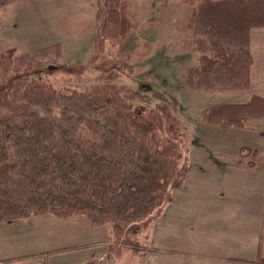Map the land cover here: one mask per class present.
Returning <instances> with one entry per match:
<instances>
[{
	"label": "trees",
	"instance_id": "1",
	"mask_svg": "<svg viewBox=\"0 0 264 264\" xmlns=\"http://www.w3.org/2000/svg\"><path fill=\"white\" fill-rule=\"evenodd\" d=\"M15 1L0 0V8ZM179 1L193 8V21L179 31L190 29V46L198 53L186 86L209 95L247 90L252 32L264 29V0ZM96 5L101 40L88 67L59 63L60 45L25 56L8 48L0 56V224L85 216L90 228L110 224V240L124 241L146 230L185 181L181 132L168 105L138 113L134 94L124 87L107 83L60 92L53 85L54 76L81 77L89 67L117 79V65L105 57L106 35L125 39L138 24L129 16L131 0ZM263 118L264 97L253 95L210 109L203 122L245 129ZM263 252L264 231L258 258ZM256 262L264 264V258Z\"/></svg>",
	"mask_w": 264,
	"mask_h": 264
},
{
	"label": "rangeland",
	"instance_id": "2",
	"mask_svg": "<svg viewBox=\"0 0 264 264\" xmlns=\"http://www.w3.org/2000/svg\"><path fill=\"white\" fill-rule=\"evenodd\" d=\"M131 5L129 16L138 24L137 30L125 39L110 32L105 40V57L117 65V79L107 80L103 73L89 67L81 77L54 76L51 78L53 85L60 92L107 83L118 89L124 87L134 94V108L138 113L168 105L178 120L182 152L189 168L183 185L172 191V199L178 205L167 204L168 213L172 214V209H192V203L197 204L195 209L199 212H206L211 204L225 209L229 207L227 203L237 209L255 205L258 213L256 232L261 236L264 231V118L251 121L245 129H234L206 124L203 115L220 105L246 102L253 95L264 97V29L252 32L254 63L250 87L245 91L209 95L192 90L185 83L187 71L198 62V53L190 46V29L187 28L186 33L179 31L180 27L193 21L192 6L179 0H131ZM100 40L96 0H17L0 8V56L8 48H15L16 56H25L60 45L59 63L88 67ZM242 148L243 153L248 154L247 158H243ZM249 162L253 163L252 167ZM52 225L56 227V224ZM48 227L25 226L13 221L0 224V235L4 241L25 243L26 252L23 253L27 254V264L55 262L58 257L54 254L59 251L66 252L61 259L64 260L105 250L99 247L100 243L90 246L94 240L80 235L85 228H90L87 224L69 227L65 235L61 229L49 232ZM111 227L107 224L101 230H111ZM203 228L197 229V236L213 232ZM185 230H180L178 236L181 237ZM129 241L136 248L126 246ZM78 244L86 245L75 251L78 248L73 246ZM67 246L71 248H64ZM93 247L99 249L93 251ZM106 247L113 252L125 251L121 260L115 256L110 258L120 264H139L152 250L146 230L136 235L130 233L124 241L109 240ZM67 254L70 257H66ZM99 257L107 262L109 255ZM261 258H264V252L260 258H253L254 264ZM247 263L251 264L250 261ZM186 264L198 263L186 261Z\"/></svg>",
	"mask_w": 264,
	"mask_h": 264
},
{
	"label": "crops",
	"instance_id": "3",
	"mask_svg": "<svg viewBox=\"0 0 264 264\" xmlns=\"http://www.w3.org/2000/svg\"><path fill=\"white\" fill-rule=\"evenodd\" d=\"M244 165L247 166L246 164ZM176 202L172 199L171 193L162 212L147 227V241L152 250L148 251L147 258L144 259L142 257L139 264L143 262L153 264H186V261L197 262L198 264H249L247 262L250 261L253 264V258H256L258 255L260 242V236L256 232L258 213L253 207L255 205L252 208L237 209L227 203L229 207L225 209L216 208L214 204H211V208L207 209L206 212H199L198 208L195 209L197 204L192 203L194 205L192 209L185 211L172 209V214H169V211L166 210L167 204H171L174 207L178 205ZM216 202L219 203L218 201ZM18 222H22L23 225L31 227L49 226V232H53L55 229H61L62 235H65L69 227L82 223L86 225L87 218L85 216H76L68 219H60L52 215H44L16 221V223ZM65 222H69L70 224H65ZM52 224H56V227ZM201 227H204L203 229L205 230H212L213 232L197 236L196 231ZM101 229L102 227L97 229L85 228L80 235L86 236L89 240H94L89 243L90 246L100 243L101 245L99 247L101 249L105 248L104 252L87 254L85 250H81L86 254H78L74 256L75 258L61 260L66 252L59 251L54 254V257H58L57 260L48 264H120L110 258L115 256L116 259L121 260L123 257L122 253L125 251H109L106 243L110 240L111 230ZM180 230H185V233L181 234V237L178 236ZM75 237L76 235L72 233V238ZM4 240L5 238L0 235V264H27V260L25 259L27 254L23 253L26 252L25 243L22 245V242L19 244L15 240ZM104 244L105 246H103ZM85 245L78 244L73 247L78 248L75 250L78 251ZM170 245L172 247H169ZM64 248H71V246ZM93 249L96 250L99 248L93 247ZM67 255L66 257H70V254ZM102 255H109L107 262L96 263V258Z\"/></svg>",
	"mask_w": 264,
	"mask_h": 264
},
{
	"label": "built area",
	"instance_id": "4",
	"mask_svg": "<svg viewBox=\"0 0 264 264\" xmlns=\"http://www.w3.org/2000/svg\"><path fill=\"white\" fill-rule=\"evenodd\" d=\"M104 261H105V258H103V257L97 258V262H99V263H104Z\"/></svg>",
	"mask_w": 264,
	"mask_h": 264
}]
</instances>
